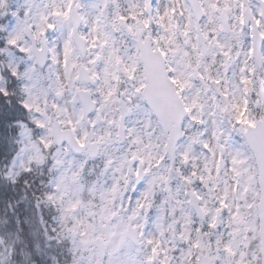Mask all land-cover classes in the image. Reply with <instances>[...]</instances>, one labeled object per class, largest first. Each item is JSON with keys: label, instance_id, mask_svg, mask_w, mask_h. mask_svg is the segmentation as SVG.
Instances as JSON below:
<instances>
[{"label": "clouds", "instance_id": "clouds-1", "mask_svg": "<svg viewBox=\"0 0 264 264\" xmlns=\"http://www.w3.org/2000/svg\"><path fill=\"white\" fill-rule=\"evenodd\" d=\"M0 264H264V0H0Z\"/></svg>", "mask_w": 264, "mask_h": 264}]
</instances>
